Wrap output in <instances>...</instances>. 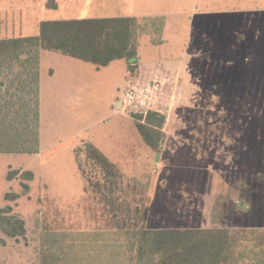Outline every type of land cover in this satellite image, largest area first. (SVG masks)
Masks as SVG:
<instances>
[{
  "label": "rangeland",
  "instance_id": "rangeland-1",
  "mask_svg": "<svg viewBox=\"0 0 264 264\" xmlns=\"http://www.w3.org/2000/svg\"><path fill=\"white\" fill-rule=\"evenodd\" d=\"M54 1L0 0V41L38 35L43 20L104 16H137L145 33L137 61L96 65L41 48L34 74L5 70L0 222L22 219L24 233L0 224V264H46L43 253L56 264H133L128 244L143 228L264 230V0ZM150 81L159 88L148 111L165 116L152 146L135 120L147 106L116 111L130 85ZM187 134L194 141L180 148ZM88 145L106 165L82 154Z\"/></svg>",
  "mask_w": 264,
  "mask_h": 264
},
{
  "label": "trees",
  "instance_id": "trees-1",
  "mask_svg": "<svg viewBox=\"0 0 264 264\" xmlns=\"http://www.w3.org/2000/svg\"><path fill=\"white\" fill-rule=\"evenodd\" d=\"M47 4L50 7L55 6L54 0H48ZM142 20H146V18ZM144 27L145 24L136 17L47 20L40 23L38 35L1 40L0 102L4 101L3 97L6 95L4 91L5 70L11 69L13 64L19 63L20 65H28L30 67L28 73L34 74L35 70L29 61L31 56L41 48L60 50L96 65H106L118 57H129L130 60L136 59L137 61L138 39L145 33ZM136 61L130 62L129 67ZM132 71L133 67H131ZM20 77L19 72L14 75L15 79ZM24 78L23 85L30 88V78L27 75L22 77V79ZM136 118L137 128L145 142L148 145H154L155 139L151 131L162 129L165 116L150 110L145 115H139ZM81 151L87 159L96 160L98 163L103 161L106 165V160L96 148L88 145ZM106 171L107 174H110V170L107 169ZM89 180V188L87 187L86 191L98 193L99 196L103 191L99 187L96 191ZM0 224L4 226L5 232L11 237L24 233L22 219L11 220V217H7ZM62 234L60 233V235ZM60 235L54 237L53 241L51 238L53 244H57L55 238L62 239V237H58ZM139 236L142 239L139 241V245H133L132 242L130 245L128 244L127 248L130 256L135 255L133 264H145L144 262H147L148 258H144L145 254H149L145 249L146 246L151 251L150 254L157 256L158 261L156 260L155 264H264V230L258 228L249 230L224 227L143 228L140 230ZM78 240L77 246L80 244ZM88 242L91 243L90 239ZM96 244L98 242L93 241L92 247ZM42 257L44 263L56 264L48 262L44 253ZM75 259L79 260L80 258L75 257ZM55 260H59V258Z\"/></svg>",
  "mask_w": 264,
  "mask_h": 264
},
{
  "label": "built area",
  "instance_id": "built-area-1",
  "mask_svg": "<svg viewBox=\"0 0 264 264\" xmlns=\"http://www.w3.org/2000/svg\"><path fill=\"white\" fill-rule=\"evenodd\" d=\"M159 88V83L150 81L146 86L140 85L138 82L130 85L124 92V96L121 99L122 107L127 106H147L145 107V113L148 111L152 102L153 91ZM138 110V109H134ZM137 112V111H134Z\"/></svg>",
  "mask_w": 264,
  "mask_h": 264
},
{
  "label": "crops",
  "instance_id": "crops-1",
  "mask_svg": "<svg viewBox=\"0 0 264 264\" xmlns=\"http://www.w3.org/2000/svg\"><path fill=\"white\" fill-rule=\"evenodd\" d=\"M55 2V1H54ZM48 3V2H47ZM57 6V4H56V2H55V6L54 7H56ZM105 17H136L137 18V16H104V17H95V18H105ZM264 19V18H263ZM58 20H61V19H58ZM44 21V20H43ZM45 21H47V20H45ZM42 21H40V23H41ZM264 23V20H262V23H261V25ZM209 26V24H207V27ZM35 36V35H34ZM21 37H26V36H21ZM234 42L236 43V44H239V43H241L243 40H244V36L240 33V32H237L236 34H234ZM4 39H6V38H4ZM7 39H9V38H7ZM182 57L180 58V60H179V62H178V67H179V64H180V66H181V61H182ZM184 62V61H183ZM177 70H178V68H176ZM182 73V72H181ZM179 82H178V88L180 89L179 91V93H183L184 92V87L182 86V82H181V80H182V77H181V74L179 75ZM177 106H179V108H183L182 107V102H179V105H177ZM119 110L120 109H116V111H118L119 112ZM183 111V110H182ZM241 114H239L238 116H240ZM190 119L192 118V117H189ZM189 121L190 120H188L186 117H184V119L182 120V119H180V122H176V124L177 125H184V126H186V125H189L188 123H189ZM192 124V123H191ZM189 135H191V134H189ZM176 139H178L179 140V146H180V148H182V147H184L185 145H188V143L189 142H192V141H194V138H191V137H188V134L187 135H181L180 137H177ZM206 141V140H205ZM84 190H86V188H84Z\"/></svg>",
  "mask_w": 264,
  "mask_h": 264
},
{
  "label": "water",
  "instance_id": "water-1",
  "mask_svg": "<svg viewBox=\"0 0 264 264\" xmlns=\"http://www.w3.org/2000/svg\"><path fill=\"white\" fill-rule=\"evenodd\" d=\"M119 107H121V103H120V101L117 99V101H116V109H118ZM158 159V154H156V157H155V160H157Z\"/></svg>",
  "mask_w": 264,
  "mask_h": 264
}]
</instances>
